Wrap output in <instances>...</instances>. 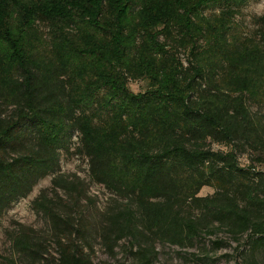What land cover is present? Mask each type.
<instances>
[{
	"label": "trees",
	"instance_id": "trees-1",
	"mask_svg": "<svg viewBox=\"0 0 264 264\" xmlns=\"http://www.w3.org/2000/svg\"><path fill=\"white\" fill-rule=\"evenodd\" d=\"M244 1L0 0V216L56 173L78 131L91 172L120 198L98 233L109 252L156 264L158 245L190 250L222 233L244 264H264V16L242 33ZM84 68L93 82L78 81ZM123 72L148 89L131 91ZM95 116L97 135L86 126ZM63 183L72 205L58 192L34 201L57 257L39 240L14 241L31 264H94L93 228L65 211L81 182ZM208 186L215 194L200 197ZM210 252L190 257L216 264Z\"/></svg>",
	"mask_w": 264,
	"mask_h": 264
},
{
	"label": "rangeland",
	"instance_id": "rangeland-1",
	"mask_svg": "<svg viewBox=\"0 0 264 264\" xmlns=\"http://www.w3.org/2000/svg\"><path fill=\"white\" fill-rule=\"evenodd\" d=\"M224 7L227 6L217 3L213 5L212 9L221 15L223 13L221 10ZM238 12L236 23L243 30L242 33L252 35L257 29V22L264 16V0H245ZM68 33L72 35L70 32ZM48 35H50L49 32H43V36L47 41L50 40ZM48 48L51 49V46L49 45ZM182 56V59L185 60L186 55L182 53ZM79 59L81 58L78 57ZM90 71L87 68L82 69L78 74L80 78H78V81L86 80L90 83L93 82V77L91 76L92 80L89 78ZM123 74L127 78L130 90L134 93H141L148 89V81L142 79L135 80L126 72H123ZM224 91H227V89ZM252 111L257 113L259 109L253 107ZM262 113H264V110H262ZM98 119L99 117L95 116L90 121V124L86 125L87 130L93 135H97L101 131ZM81 136L82 133L80 134L78 131H75L68 139L65 149L58 151L56 154L57 166H55V171L52 172V174L56 172L55 174L41 180L27 198L13 204L10 209L0 216V264H31L29 258L20 255L14 246L15 239L23 238L24 236L34 244L36 240H39L38 244L43 246L41 249L49 250V253L45 257L52 255L57 257L56 246L52 241L53 230L51 223L43 215L39 205L35 204L34 201L44 192L48 199L57 201L59 197L64 201L63 203L68 202L72 205L74 201L71 202L70 198L65 195V192L57 188V184H64L63 182L66 178L69 181L79 178L81 182V185L77 188L78 192H74L75 197L79 199L77 206H73L72 209L68 208L65 211L75 213L79 219L88 224L89 228H93L89 234L94 246L93 263L132 264V259L126 250H124V247L121 246L114 253H111L102 245V238L98 235L101 230V224L104 223L105 211L114 200H120V198L112 189L98 182L91 172L89 158L83 154L84 149H80L82 147ZM212 148L215 151H229V147L225 145L212 144ZM239 160L242 167L250 166L252 163L250 152L241 155ZM256 167L257 169L260 168V166ZM54 180H57V183ZM55 192H58V197L55 195ZM215 192V187L208 186L201 190L199 196L211 197ZM83 193H86L87 198L81 197ZM45 203L46 201L42 200V204ZM96 228L99 230L97 231ZM219 239H223L227 244L223 248L215 250L212 242ZM202 246L205 249L207 248V250L211 249L209 256L217 259L216 264H244L238 251V244L229 241L226 235L222 233L217 236L205 237L203 243L198 248L190 250L181 251L178 247L158 245L160 257L156 264H214L207 261H198L190 257V254H194L199 256L201 260L205 259L207 250H204ZM181 252L188 254L186 259L180 255Z\"/></svg>",
	"mask_w": 264,
	"mask_h": 264
}]
</instances>
